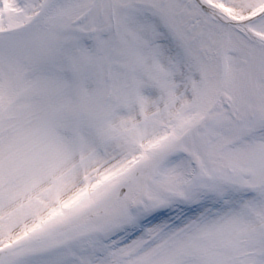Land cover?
<instances>
[{
  "label": "snow or ice",
  "instance_id": "snow-or-ice-1",
  "mask_svg": "<svg viewBox=\"0 0 264 264\" xmlns=\"http://www.w3.org/2000/svg\"><path fill=\"white\" fill-rule=\"evenodd\" d=\"M0 264H264V0H0Z\"/></svg>",
  "mask_w": 264,
  "mask_h": 264
}]
</instances>
